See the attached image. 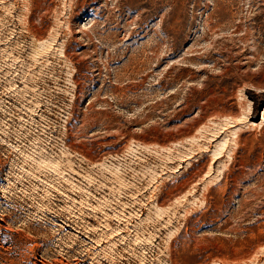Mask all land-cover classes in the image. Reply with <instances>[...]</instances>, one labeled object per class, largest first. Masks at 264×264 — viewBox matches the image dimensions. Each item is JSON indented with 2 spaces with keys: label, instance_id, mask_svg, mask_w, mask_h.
<instances>
[{
  "label": "rangeland",
  "instance_id": "obj_1",
  "mask_svg": "<svg viewBox=\"0 0 264 264\" xmlns=\"http://www.w3.org/2000/svg\"><path fill=\"white\" fill-rule=\"evenodd\" d=\"M263 111L264 0H0V264H264Z\"/></svg>",
  "mask_w": 264,
  "mask_h": 264
},
{
  "label": "bare ground",
  "instance_id": "obj_2",
  "mask_svg": "<svg viewBox=\"0 0 264 264\" xmlns=\"http://www.w3.org/2000/svg\"><path fill=\"white\" fill-rule=\"evenodd\" d=\"M262 121H264V111H263V113H262ZM252 124H258L257 122H254V121H252ZM235 134H236V132H235ZM227 141V140H226ZM226 141L223 139V141L220 143V145H222V146H226ZM222 146H220L221 148H223ZM219 151H221L220 149L217 151V152H219Z\"/></svg>",
  "mask_w": 264,
  "mask_h": 264
},
{
  "label": "trees",
  "instance_id": "obj_3",
  "mask_svg": "<svg viewBox=\"0 0 264 264\" xmlns=\"http://www.w3.org/2000/svg\"><path fill=\"white\" fill-rule=\"evenodd\" d=\"M259 110H261V107L260 108H257V111L259 112Z\"/></svg>",
  "mask_w": 264,
  "mask_h": 264
}]
</instances>
